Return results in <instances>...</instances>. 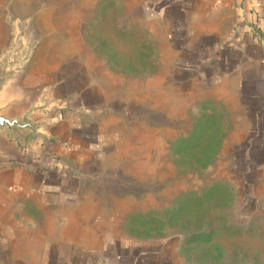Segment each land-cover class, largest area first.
I'll return each instance as SVG.
<instances>
[{"label": "rangeland", "instance_id": "374dc122", "mask_svg": "<svg viewBox=\"0 0 264 264\" xmlns=\"http://www.w3.org/2000/svg\"><path fill=\"white\" fill-rule=\"evenodd\" d=\"M164 4L0 0V87L54 80L59 96L100 100L88 203L105 238L155 264H264L263 135L234 83L183 58ZM80 76L88 91H66Z\"/></svg>", "mask_w": 264, "mask_h": 264}, {"label": "crops", "instance_id": "0c3cea01", "mask_svg": "<svg viewBox=\"0 0 264 264\" xmlns=\"http://www.w3.org/2000/svg\"><path fill=\"white\" fill-rule=\"evenodd\" d=\"M164 3L183 58L196 61L205 81L234 83L264 151V0ZM75 85L66 91L85 89ZM58 89L54 80L38 87L19 76L0 87V117L37 127L0 131V264H155L93 226L89 179L101 172L107 145L96 119L101 102Z\"/></svg>", "mask_w": 264, "mask_h": 264}, {"label": "water", "instance_id": "95a60500", "mask_svg": "<svg viewBox=\"0 0 264 264\" xmlns=\"http://www.w3.org/2000/svg\"><path fill=\"white\" fill-rule=\"evenodd\" d=\"M12 130L13 128H19L23 130H29L33 134L36 131V125L29 122L27 118H24L23 120H8L3 117H0V131L4 129Z\"/></svg>", "mask_w": 264, "mask_h": 264}]
</instances>
